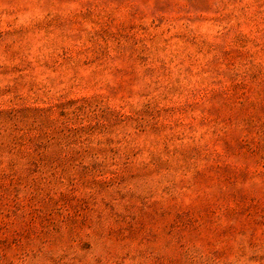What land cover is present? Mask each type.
I'll list each match as a JSON object with an SVG mask.
<instances>
[{"label": "rangeland", "instance_id": "obj_1", "mask_svg": "<svg viewBox=\"0 0 264 264\" xmlns=\"http://www.w3.org/2000/svg\"><path fill=\"white\" fill-rule=\"evenodd\" d=\"M0 264H264V0H0Z\"/></svg>", "mask_w": 264, "mask_h": 264}]
</instances>
